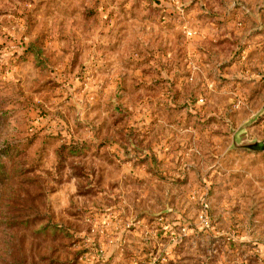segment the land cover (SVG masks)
<instances>
[{"label": "rangeland", "instance_id": "rangeland-1", "mask_svg": "<svg viewBox=\"0 0 264 264\" xmlns=\"http://www.w3.org/2000/svg\"><path fill=\"white\" fill-rule=\"evenodd\" d=\"M253 143L264 0H0V264H264Z\"/></svg>", "mask_w": 264, "mask_h": 264}, {"label": "built area", "instance_id": "built-area-1", "mask_svg": "<svg viewBox=\"0 0 264 264\" xmlns=\"http://www.w3.org/2000/svg\"><path fill=\"white\" fill-rule=\"evenodd\" d=\"M208 218L206 217V215L203 213V214H200V223L203 225V226H208L209 225V222H208ZM187 228L186 227H183L182 230L185 231Z\"/></svg>", "mask_w": 264, "mask_h": 264}, {"label": "water", "instance_id": "water-1", "mask_svg": "<svg viewBox=\"0 0 264 264\" xmlns=\"http://www.w3.org/2000/svg\"><path fill=\"white\" fill-rule=\"evenodd\" d=\"M250 147L256 150H264V144L261 143L250 144Z\"/></svg>", "mask_w": 264, "mask_h": 264}]
</instances>
